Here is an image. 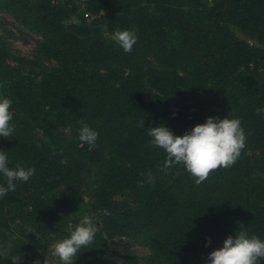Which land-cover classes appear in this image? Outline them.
<instances>
[{
	"label": "trees",
	"instance_id": "trees-1",
	"mask_svg": "<svg viewBox=\"0 0 264 264\" xmlns=\"http://www.w3.org/2000/svg\"><path fill=\"white\" fill-rule=\"evenodd\" d=\"M0 10L39 37L26 58L0 35V97L15 125L0 151L9 168L35 169L0 198V264H40L85 215L99 231L73 264H207L240 229L264 241V0H0ZM133 29L125 53L112 36ZM227 116L247 137L233 166L200 185L183 165L160 170L166 154L146 129L183 136ZM81 122L99 133L95 148L79 140Z\"/></svg>",
	"mask_w": 264,
	"mask_h": 264
},
{
	"label": "clouds",
	"instance_id": "clouds-1",
	"mask_svg": "<svg viewBox=\"0 0 264 264\" xmlns=\"http://www.w3.org/2000/svg\"><path fill=\"white\" fill-rule=\"evenodd\" d=\"M112 39L125 53H130L138 37L134 29L116 30ZM11 108L12 100L0 97V137L8 140L15 130L12 123L14 112L10 111ZM255 112L257 116L264 115V108L257 107ZM81 123L79 140L82 144L95 148L99 133L86 123ZM241 124L239 118L209 117L203 124L196 125L183 136H175L163 125L146 129V135L151 138L152 146L162 149L166 154L161 171L167 172L183 165L184 170L194 178L195 184L200 185L213 171L230 168L238 160L247 139ZM139 127L144 128L143 120L139 122ZM0 174L6 181V186L0 185V198H3L16 190L15 182H27L35 174V169L24 167L20 163L14 168H9L7 153L0 151ZM20 223L19 220L15 221V225ZM27 230L31 232L30 228ZM98 231L99 228L92 217L85 215L68 238L56 242L53 255L58 257L61 264H73L77 253L94 242ZM262 259L264 241L255 235L249 236L246 231L240 229L235 236H228L224 240L222 248L207 256V264H260Z\"/></svg>",
	"mask_w": 264,
	"mask_h": 264
},
{
	"label": "rangeland",
	"instance_id": "rangeland-1",
	"mask_svg": "<svg viewBox=\"0 0 264 264\" xmlns=\"http://www.w3.org/2000/svg\"><path fill=\"white\" fill-rule=\"evenodd\" d=\"M236 34L244 38L236 31ZM0 35L6 40V43L11 51L15 54L31 58L34 50L37 47L39 37L28 29L19 25L10 15L0 10ZM48 67L54 66L56 63L53 60L45 61ZM113 241L123 248H127L137 259L142 260L147 257L150 250L139 240L127 239L124 237L114 238ZM54 248L46 249L43 256V262L40 264H61L58 257L53 255Z\"/></svg>",
	"mask_w": 264,
	"mask_h": 264
},
{
	"label": "built area",
	"instance_id": "built-area-1",
	"mask_svg": "<svg viewBox=\"0 0 264 264\" xmlns=\"http://www.w3.org/2000/svg\"><path fill=\"white\" fill-rule=\"evenodd\" d=\"M88 15L87 14H85V17H87Z\"/></svg>",
	"mask_w": 264,
	"mask_h": 264
}]
</instances>
